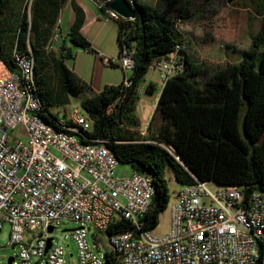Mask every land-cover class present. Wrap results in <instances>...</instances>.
I'll use <instances>...</instances> for the list:
<instances>
[{
  "label": "trees",
  "instance_id": "1",
  "mask_svg": "<svg viewBox=\"0 0 264 264\" xmlns=\"http://www.w3.org/2000/svg\"><path fill=\"white\" fill-rule=\"evenodd\" d=\"M67 1L33 0L30 7L26 0H0V58L17 71L16 53L34 56L43 117L57 128L73 120L50 108L66 110L73 98L89 94L80 103L94 119V130L78 133L81 141L105 140L120 164L153 180L156 193L142 217L143 230L155 229L169 206L168 171L180 185L199 179L241 186L248 197L264 192V23L239 62L198 61L180 28L181 22L200 16L193 0H132L136 17L113 19L119 25L120 54L124 46L135 50L132 75L95 92L69 64L76 56L73 47L98 54L82 32L86 11L76 0H70L75 19L67 35L72 47L63 42L48 49ZM95 1L104 14L112 10L114 0ZM251 5L264 18V0ZM172 53H178L184 67L164 81L148 132L142 134L137 105L146 76ZM108 63L115 65L112 59ZM155 89L154 83L145 87L147 93ZM130 228V222H116L108 233ZM260 254L258 264H264L263 245ZM118 260L116 252H107L105 264Z\"/></svg>",
  "mask_w": 264,
  "mask_h": 264
},
{
  "label": "built area",
  "instance_id": "2",
  "mask_svg": "<svg viewBox=\"0 0 264 264\" xmlns=\"http://www.w3.org/2000/svg\"><path fill=\"white\" fill-rule=\"evenodd\" d=\"M62 38L58 23L48 49ZM134 53L124 46L112 61L132 70ZM16 60L13 71L0 58V235L9 223L6 246L18 248L14 264H105L109 251L119 255L118 264H258L264 192L248 197L241 186L197 179L180 186L166 232L143 230L142 217L152 207L148 197L156 193L151 176L120 175V161L105 140L82 142L78 133L93 131L95 124L84 110L74 108L73 124L63 122L62 131L38 120L29 86L20 81L24 55L16 53ZM184 64L172 53L154 65L165 81ZM20 127L23 138L12 134ZM66 220L78 226L56 233ZM126 221L130 229L108 233L111 224Z\"/></svg>",
  "mask_w": 264,
  "mask_h": 264
},
{
  "label": "rangeland",
  "instance_id": "3",
  "mask_svg": "<svg viewBox=\"0 0 264 264\" xmlns=\"http://www.w3.org/2000/svg\"><path fill=\"white\" fill-rule=\"evenodd\" d=\"M83 1V0H79ZM154 4L156 0H143ZM253 0H193V6L198 11L200 16L193 21H184L180 23V28L185 35L190 54L198 61L208 60L211 62H239L244 56L246 50L249 49L252 41V36L258 33L264 23L263 16L257 14L256 6L251 5ZM92 7L95 5L94 0L91 2ZM98 7V6H97ZM72 4L67 1L63 8L62 16V33L67 36L70 30V14L72 11ZM106 17V16H105ZM104 17V20H105ZM114 19V18H113ZM111 19V20H113ZM116 20V19H115ZM264 50V48L262 49ZM76 58V56H75ZM73 60L69 63L72 65ZM72 67V66H71ZM159 69V68H158ZM148 78L156 83V89L153 93H143L140 96L137 105V116L140 120L139 128L147 129L158 101V97L163 88L164 80L160 77L159 70L151 68ZM88 96L84 94L79 98H73L72 102L64 108L50 109L53 112L62 115L66 112L69 116L74 108L81 107L80 99ZM17 137H25L22 127L12 132ZM147 134V133H145ZM133 168L128 164H119L117 173L120 175H130ZM167 178L171 193V200L168 208L161 214L158 226L155 232H166L170 227L171 207L177 198V192L180 188V183L177 182L172 171H168ZM78 225L73 220H66L56 228L55 232L63 234L65 229H74ZM10 225L5 223L0 235V243L4 248L0 251V261L3 264H8L10 256L17 254V247L6 246L9 240ZM67 238L71 242V250L76 252L72 234L67 231ZM89 239L94 245V237L92 230H89ZM104 242L108 241L107 235H102ZM104 252V251H103Z\"/></svg>",
  "mask_w": 264,
  "mask_h": 264
},
{
  "label": "crops",
  "instance_id": "4",
  "mask_svg": "<svg viewBox=\"0 0 264 264\" xmlns=\"http://www.w3.org/2000/svg\"><path fill=\"white\" fill-rule=\"evenodd\" d=\"M76 1L83 6L86 11V22L82 28V32L91 41L94 48L98 51V54L86 51L82 48L73 47L76 58L73 60L72 65L69 63L70 66H72L84 80L91 83L95 92L101 91L106 85H117L123 81H127L132 75L131 69H125L118 62H115V65H110L108 63L109 59H118L120 55L118 23L115 20H104L106 14L103 13L100 5L95 0L94 7L91 5L92 0ZM62 16L63 10L61 13V21ZM74 19L75 11L72 9L69 20L70 28ZM63 42L67 46L72 47L68 37L65 35H63V38L57 43V46L61 45ZM152 68L159 70L157 66ZM159 74L162 78L160 70ZM150 83L156 85L152 79L148 78V80L145 81L144 87ZM145 92L146 90L142 92V94ZM139 130L142 134L148 132L147 129L139 128Z\"/></svg>",
  "mask_w": 264,
  "mask_h": 264
},
{
  "label": "bare ground",
  "instance_id": "5",
  "mask_svg": "<svg viewBox=\"0 0 264 264\" xmlns=\"http://www.w3.org/2000/svg\"><path fill=\"white\" fill-rule=\"evenodd\" d=\"M121 17L122 16L118 12L111 10L105 18L106 19H113L114 18L117 20V19H120ZM24 65H26V66L22 67V74H20V81H26L27 85L29 86L28 87V96L32 97L33 102L35 103V106H37L38 120H42V121H44V123H50V122H47L43 117V114H44L43 113V104H42V101H41L40 96L38 94L39 91L37 90V81H36V74H35V68H36L35 66L36 65H35L34 56L32 54L24 55ZM51 122H54V121H51ZM55 124H57V122ZM52 127L55 129V131H62V128H63V126H61V127L58 126V128H57V126L55 127L53 124H52ZM151 181H153L152 178H151ZM152 203H153V197H148V204H152Z\"/></svg>",
  "mask_w": 264,
  "mask_h": 264
},
{
  "label": "water",
  "instance_id": "6",
  "mask_svg": "<svg viewBox=\"0 0 264 264\" xmlns=\"http://www.w3.org/2000/svg\"><path fill=\"white\" fill-rule=\"evenodd\" d=\"M112 10L118 12L122 17L127 19H134L136 17V5L132 0H114L111 5ZM53 227L50 228V231ZM50 243L48 245L49 249ZM15 257L10 256L8 264H14Z\"/></svg>",
  "mask_w": 264,
  "mask_h": 264
}]
</instances>
